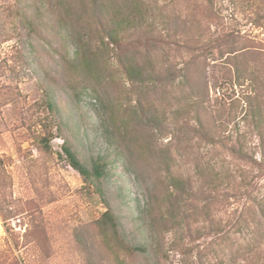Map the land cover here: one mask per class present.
I'll return each mask as SVG.
<instances>
[{
  "label": "rangeland",
  "instance_id": "374dc122",
  "mask_svg": "<svg viewBox=\"0 0 264 264\" xmlns=\"http://www.w3.org/2000/svg\"><path fill=\"white\" fill-rule=\"evenodd\" d=\"M119 2V18L129 12L144 18L135 17L130 39L110 44L98 62L109 65L107 87L124 110L113 115L119 104L104 109L90 89L97 79L71 63L70 27L58 0H0V264H229L216 230L247 200L232 198L223 211L212 206V223L202 211L193 214L192 205L189 220L181 212L176 217L187 226L181 235L142 218L151 181L137 165L157 167L163 162L157 153L169 147L174 173L196 185L208 182L203 170L210 161L236 171L234 185L214 191L264 194V122L257 119L264 113V0H141L136 9ZM126 56L158 76L132 87ZM51 96L56 112L47 103ZM99 110L110 126L132 111L142 115L146 126L132 128L139 134L133 138L149 144L148 152L124 157L117 142L109 143ZM198 117L213 127L215 145L187 139L181 121L196 125ZM47 124L52 136L44 148ZM65 143L89 164L94 157L107 161L102 192L69 164ZM231 145L261 164L241 160ZM109 208L130 243L146 245V252L121 249L116 257L108 249L99 221ZM208 227L212 234H205ZM232 236L236 246L251 238ZM260 249L264 257V244Z\"/></svg>",
  "mask_w": 264,
  "mask_h": 264
},
{
  "label": "trees",
  "instance_id": "16d2710c",
  "mask_svg": "<svg viewBox=\"0 0 264 264\" xmlns=\"http://www.w3.org/2000/svg\"><path fill=\"white\" fill-rule=\"evenodd\" d=\"M128 1L129 3H124L123 9L130 8L129 5H132V9H136L135 6L141 0ZM58 2L62 8L61 19L70 27L68 36L73 49L71 63L84 74L86 79L89 76L97 79L94 83L95 86L90 88L92 93L96 99L100 100L104 109L112 108L114 102L119 104V100L107 87L106 73L109 72V65L106 62L99 64V59L102 56V52L107 50L110 44L119 46L121 43L127 42L132 35L130 30L136 28L135 17L141 18V21H143L144 14L139 15L138 13L129 12V15L119 18L118 13L122 10L120 9L121 4L119 0H58ZM155 39L159 40L156 35ZM123 70L131 86L136 89L141 88L139 84H144L147 80L158 76L150 72L141 61L127 58V56L123 62ZM109 102L112 105L108 104ZM47 103L52 111L56 112L58 110L53 96L48 98ZM117 110L124 111L122 105L119 104L113 115L117 113ZM260 111L259 113L257 112L259 114L257 115V119L260 122H264V113L262 110ZM98 112L99 114L101 113L100 110ZM124 115L120 117L121 122L119 125L110 126V124L107 125L101 113V125L105 127V133L109 136V143L114 145L117 142L122 149V155L127 159L128 154L144 155L149 150V144H139L133 138L138 137L139 134H134L132 131V128L136 127L143 130L144 126H146L142 120V115L135 114L133 111L129 117H125ZM195 119L196 125H192L187 120L181 121L188 127L186 131L187 139L192 141L196 137H200L215 145L217 141L213 135L214 129L211 124L203 120L202 117ZM46 127L48 135L42 137L40 142L44 148H49L52 133L48 124ZM151 128L154 132H159L155 124ZM159 128L161 133H163L166 124L159 121ZM165 134L163 136L167 137L168 131L165 130ZM128 137H131L139 145L136 143L127 144L129 142ZM115 146L118 147L117 144ZM229 148L241 160L258 163V165L261 164L255 157L245 152L242 146L235 147V145H231ZM63 149L65 155H67V161L83 176L84 181L95 186V190L102 192L103 189H101L100 183L109 173L107 161H104V158L101 157H94L89 164L80 158L79 154L68 143L63 145ZM170 149L169 147L157 153V156L161 158L163 155V162L157 167H155V163L153 162L152 165L149 163L146 167H143L142 164L137 165L139 166V171L146 173L148 179L151 181L147 187L146 209L144 208L141 211L142 218L150 217L153 225L157 221H161L166 227L169 225L176 227L181 235L183 229L187 226H184L182 219L177 220L176 217L181 212L183 218L189 220L188 212H192V205H194L193 214L202 211L207 220L212 223V206L219 204L220 210L223 211L222 207L228 206L232 198L247 200L246 205L241 210L235 211L227 222L220 223L216 234L222 239L220 242L222 246L230 251L229 264H264V257L259 254V251H261L260 247L264 244V194L255 193V191H214L213 188L221 185L229 187L232 186V183L234 185L236 171L228 166L227 168H217L210 161L206 163L208 166L204 167L206 170H203L208 173V182L205 181L204 184L196 185L192 177H184L174 173V164L172 162H174L175 157L169 151ZM221 166L223 165L221 164ZM199 168H203V166H199ZM99 227L105 245L116 257H119L118 251L121 249H124L126 252H146L148 249L146 245H132L130 243L125 233L121 232L119 228L120 221L111 208L102 214ZM212 232L213 227H208V231L205 234H212ZM188 235L192 236L191 230ZM232 235H235V237L241 236L244 239L248 236L251 238L245 244L236 246ZM160 236L162 237V230H159L158 234H156L157 238H154L158 243ZM157 247L160 248L159 244Z\"/></svg>",
  "mask_w": 264,
  "mask_h": 264
}]
</instances>
